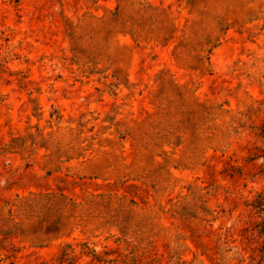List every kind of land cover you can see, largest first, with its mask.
<instances>
[{
	"label": "rangeland",
	"instance_id": "rangeland-1",
	"mask_svg": "<svg viewBox=\"0 0 264 264\" xmlns=\"http://www.w3.org/2000/svg\"><path fill=\"white\" fill-rule=\"evenodd\" d=\"M0 264H264V0H0Z\"/></svg>",
	"mask_w": 264,
	"mask_h": 264
}]
</instances>
